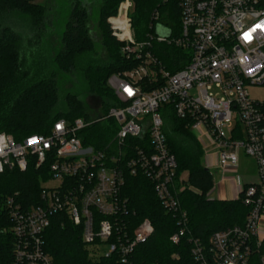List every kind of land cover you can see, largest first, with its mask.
<instances>
[{
  "label": "built area",
  "instance_id": "1",
  "mask_svg": "<svg viewBox=\"0 0 264 264\" xmlns=\"http://www.w3.org/2000/svg\"><path fill=\"white\" fill-rule=\"evenodd\" d=\"M169 2L162 0L151 12L142 41L135 40L132 0H119L107 19L112 35L123 43L121 50L141 62L107 80L119 102L106 114L117 126L106 150L82 144L79 131L89 122L81 117L72 122L60 118L47 133L20 141L0 132V173L24 170L32 159L36 166L47 163L40 202L23 212L15 205L11 210L14 264H53L42 250L41 235L57 213L83 226V240L92 244L95 255L117 251V264H133L132 250L154 227L144 218L128 235L112 218L121 211L117 195L125 169L132 175L142 172L152 182L162 207L176 220L178 231L170 240L177 243L188 219L177 196L185 188L183 178H176V159L164 132L169 113L184 121L222 175L238 169L242 154L252 160L249 173L257 180L237 181V197L249 208L244 225L215 231L208 246L190 239L199 264L250 263L264 237V98L249 91L264 87V0H175L176 28L167 24L170 10L163 7ZM159 26L168 36L156 33ZM152 41L180 49L185 63L169 71L151 52ZM127 138L138 142L130 147ZM7 203L12 206V199ZM96 215L101 219L96 221ZM113 234L114 241L107 242ZM95 238L100 243L94 245Z\"/></svg>",
  "mask_w": 264,
  "mask_h": 264
},
{
  "label": "trees",
  "instance_id": "2",
  "mask_svg": "<svg viewBox=\"0 0 264 264\" xmlns=\"http://www.w3.org/2000/svg\"><path fill=\"white\" fill-rule=\"evenodd\" d=\"M70 1L59 51L55 56L49 53L40 57L43 49L50 50L43 37L49 33L56 11L53 12L48 4L34 0H0V132L20 141L31 134L47 133L60 118L72 122L81 117L89 122L79 131L82 144L95 150H106L117 130L114 120L106 114L119 102L107 80L112 74H123L136 67L141 58L122 51L123 43L111 33L107 19L116 13L119 0H99L98 23L108 59L104 62L88 61L83 77L91 94L100 99L103 116L92 119L84 100L74 93L66 94L64 110L56 108L59 99L56 77L59 73L75 70L79 57L94 48L88 10L77 1ZM132 1V27L136 40L142 41L150 30L151 12L162 6V0ZM163 8L170 10L167 24L176 28L178 10L175 0H170ZM9 14L18 18L11 22ZM50 15L51 20L47 23ZM29 39L32 42H28L27 48ZM151 52L171 72L179 69L187 59L180 49L156 41L151 42ZM164 132L176 159V178L187 172V177L181 181L185 188L177 195L187 213V230L177 243L170 240L178 231L175 218L162 207L152 182L142 172L132 175L128 169H125V181L117 195L121 211L112 218H116L128 235H132L144 218L153 224V234L132 250L130 259L133 264H199L191 254L190 239H199L208 246L215 231L244 225L249 208L242 203L241 197L223 200L207 196L214 185L213 174L202 163V146L184 121L169 113L164 121ZM137 142L138 139L127 138L130 147ZM129 155L130 151L126 157ZM46 167V162L36 166L32 159L24 170L15 168L0 173V264H14L15 260L16 238L10 230L14 222L11 210L16 206L23 212L40 202V185L48 177ZM9 198L12 206L7 203ZM95 217L96 221L101 219L99 215ZM112 236L107 242L114 241L115 235ZM41 243L42 250L51 257L53 264H117V251L107 257L95 255L92 244L83 240V226L73 224L63 213L51 216L49 226L41 235ZM98 243L100 240L95 238L93 244ZM263 256L264 237L259 247L253 250L249 264H264L261 262Z\"/></svg>",
  "mask_w": 264,
  "mask_h": 264
},
{
  "label": "rangeland",
  "instance_id": "3",
  "mask_svg": "<svg viewBox=\"0 0 264 264\" xmlns=\"http://www.w3.org/2000/svg\"><path fill=\"white\" fill-rule=\"evenodd\" d=\"M40 4H48L49 8L52 9L53 12L56 11V18L52 27L49 28V33H47V37H43V42L45 46H50V50H42L40 57L51 53V56H55V54L60 49V39L61 32L64 29V21L67 19V15L69 13V4L70 0H34ZM77 1L82 6L86 7L89 14V30L93 39V50L91 52L83 53L78 61L77 67L75 70L70 73H59L57 78L58 88H59V99L56 108L65 109V96L67 93H74L80 96L84 100L85 107L89 112L92 119H99L103 116L102 110L100 108V99L98 96L91 94L90 89L83 77V72L85 70L86 64L88 61L93 60L95 62H104L108 59L107 52L102 44V31L98 23V12H99V0H74ZM71 7V6H70ZM11 22L15 20V17L12 14H9ZM51 20V15L47 18V23ZM53 20V17H52ZM135 35V33H134ZM136 40V37H135ZM32 42L31 39L26 42V47L29 48L28 42ZM138 41V40H136ZM23 46V45H22ZM44 46V44H43ZM44 46V48H45ZM123 47V45H122ZM24 52V50H23ZM41 60V59H40ZM38 65V62H37ZM35 67V66H34ZM249 91L254 98H264V87H250ZM116 126V122L114 121ZM246 162V163H245ZM202 163L204 165H208L211 170L214 178L213 187L207 192V196L209 198H218L219 195H223L225 193H236L237 192V181L240 180L243 183H249L257 180L255 175L249 174L245 169L252 166L253 162L251 159L246 157L245 155H241L240 158V166L239 168L234 170L226 171L225 174L222 175L221 170L218 167H213L210 165V157L208 160H205V153L202 157ZM181 178L187 177V172H182ZM223 179H230L233 181V187L229 185L228 182H223ZM47 186L50 183L46 184ZM232 190V191H231Z\"/></svg>",
  "mask_w": 264,
  "mask_h": 264
},
{
  "label": "crops",
  "instance_id": "4",
  "mask_svg": "<svg viewBox=\"0 0 264 264\" xmlns=\"http://www.w3.org/2000/svg\"><path fill=\"white\" fill-rule=\"evenodd\" d=\"M203 156H204V152H203ZM208 157L209 156H207L206 154H205V160H208ZM246 163V162H245ZM210 165H211V158H210ZM211 166H213V165H211ZM239 166H240V164H239ZM239 166H238V168H239ZM205 167H207V168H209L208 167V165L206 166L205 165ZM213 167H215V166H213ZM251 167L252 166H250V167H248L247 169H245V171H247L248 173H249V171H251ZM250 174V173H249ZM223 182H228L229 183V185L231 186V187H233V181L232 180H230V179H223L222 180V183ZM236 185H238V182L236 183ZM232 191V190H231ZM237 195H238V189H237V192L236 193H232V194H230V193H225V194H223V195H219L218 196V198H216V199H223V200H231V199H235L236 197H237Z\"/></svg>",
  "mask_w": 264,
  "mask_h": 264
},
{
  "label": "water",
  "instance_id": "5",
  "mask_svg": "<svg viewBox=\"0 0 264 264\" xmlns=\"http://www.w3.org/2000/svg\"><path fill=\"white\" fill-rule=\"evenodd\" d=\"M156 31H157L156 33L159 34V35L161 34V35L168 36V34L166 32H162L160 27H158Z\"/></svg>",
  "mask_w": 264,
  "mask_h": 264
}]
</instances>
